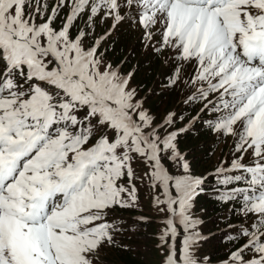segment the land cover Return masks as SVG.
<instances>
[{
    "label": "snow or ice",
    "instance_id": "snow-or-ice-1",
    "mask_svg": "<svg viewBox=\"0 0 264 264\" xmlns=\"http://www.w3.org/2000/svg\"><path fill=\"white\" fill-rule=\"evenodd\" d=\"M153 250L264 264V0H0V264Z\"/></svg>",
    "mask_w": 264,
    "mask_h": 264
},
{
    "label": "rangeland",
    "instance_id": "rangeland-1",
    "mask_svg": "<svg viewBox=\"0 0 264 264\" xmlns=\"http://www.w3.org/2000/svg\"><path fill=\"white\" fill-rule=\"evenodd\" d=\"M103 30H104L103 28L97 29L98 32H102ZM117 43H118L119 48L127 49L128 47L132 46L134 43H138L137 34L126 31V30L122 31L120 33V39L118 40ZM172 103H173V101L169 100L168 104L165 107L171 106ZM163 110L164 109L161 108L159 103L157 102V106L154 109V111L157 113V115H162ZM189 143L191 146H195L197 141L192 140ZM140 195H141V200H142L143 205H144V214H151V209L149 208V204H148L150 193L147 190H142ZM201 206H203L207 210V215H204V213L200 212ZM195 211H196L197 215L203 216L206 222L210 221L211 218L227 214L226 209H222V208L214 205L213 202L208 200L207 198H204L203 200L200 201V203L197 205V208ZM158 226L159 225H153L151 228V231L155 232L157 230ZM207 227L215 229V225L211 224L210 222L207 223ZM148 243H149V247H150L151 243H153V241H149ZM218 250L220 251V253H217ZM202 252H203V254L212 255L214 258L223 255L222 249L216 244L205 245ZM126 258L128 261H131V259H132V263H134L133 261H139L141 264H158L159 254L153 250V251L148 252L147 254H145L144 252H141V254L139 256L126 255ZM132 263H130V264H132ZM124 264H126V263L124 262Z\"/></svg>",
    "mask_w": 264,
    "mask_h": 264
},
{
    "label": "trees",
    "instance_id": "trees-1",
    "mask_svg": "<svg viewBox=\"0 0 264 264\" xmlns=\"http://www.w3.org/2000/svg\"><path fill=\"white\" fill-rule=\"evenodd\" d=\"M118 48H119V47H118ZM156 106H157V102H154L153 105H152L153 109H155ZM154 107H155V108H154ZM217 253H220V251L218 250ZM123 261H124L126 264H130V263H132V259H131V261H128L127 258H126V256L123 257ZM133 262H134V263H132V264H141L139 261H133Z\"/></svg>",
    "mask_w": 264,
    "mask_h": 264
}]
</instances>
